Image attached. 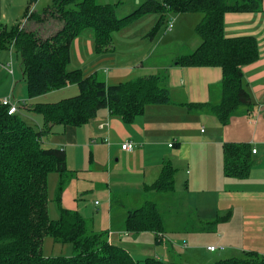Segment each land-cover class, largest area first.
I'll return each instance as SVG.
<instances>
[{
	"label": "crops",
	"instance_id": "0c3cea01",
	"mask_svg": "<svg viewBox=\"0 0 264 264\" xmlns=\"http://www.w3.org/2000/svg\"><path fill=\"white\" fill-rule=\"evenodd\" d=\"M96 1L114 4L117 15L123 17L120 12L129 8V14L147 0ZM28 3L29 0H0V22L7 26L19 22ZM163 14L143 15L114 32L106 46H98L91 29L73 40L70 69H80L85 77L97 75L109 85L159 74L171 101L148 104L128 121L104 108L84 123L58 125L45 133L43 145L65 150L67 163L65 171L48 175V196L56 202L52 207L57 212L56 217H50L59 218L62 207L76 210L91 230L105 232L111 243L125 247L141 261L156 258L179 264H208L194 261L200 248L185 251L184 241L194 242L197 238L199 242L205 236H192L206 233V228L213 226L220 228L216 236L232 246L244 237L243 243L237 245L241 255L248 251L264 254V0L259 11L230 12L225 17L226 36L250 35L259 43V58L243 68L252 105L238 109L226 125L212 112L191 111L186 105L219 103L223 69L176 63L179 56L193 52L201 44L196 25L204 14L169 9ZM170 21H174L173 29H165V36L158 38L159 27H168ZM144 25L147 30H135ZM12 51L0 50V99L11 97L18 106L23 95L17 93L22 87L17 71L8 66L11 57L14 60ZM79 93L78 84H70L30 98L32 104L23 107L30 110L35 104L57 102ZM18 112L25 115L22 107ZM38 115L30 111L25 116L41 126L43 117L39 115V120ZM126 142H133L135 148L124 150ZM230 142L251 146L253 163L245 178L225 173L224 145ZM167 164L174 168L173 190L148 189ZM146 201L156 202L165 227L163 234L126 229L129 211Z\"/></svg>",
	"mask_w": 264,
	"mask_h": 264
},
{
	"label": "trees",
	"instance_id": "16d2710c",
	"mask_svg": "<svg viewBox=\"0 0 264 264\" xmlns=\"http://www.w3.org/2000/svg\"><path fill=\"white\" fill-rule=\"evenodd\" d=\"M29 0L23 18L12 26L0 22V50L13 49L21 58L23 76L30 97H38L70 84L80 93L52 103L30 106L42 115L41 126L18 111L0 103V264H179L156 258L137 260L123 246L111 243L105 232H94L80 212L61 208L59 218L49 215L47 179L53 171L67 169L66 152L46 147L42 136L58 125L81 124L104 108L133 120L148 104H166L170 91L159 74H149L109 85L97 75L85 77L80 69H70L73 40L83 31L94 32L98 46L108 45L113 33L124 29L148 13L202 12L196 32L201 44L183 54L176 63L185 67L218 66L223 69L222 96L219 103L191 102V111L208 110L222 125L233 114L252 105L244 83V66L259 58L256 37H228L225 17L230 12L259 11L263 0H147L135 11L119 17L114 4L96 0H52L41 11ZM60 23L50 36L41 34L47 24ZM226 175L245 178L253 163L247 143L224 145ZM174 188V168L164 166L158 179L148 187L157 192ZM129 232H165L158 206L146 201L130 210L126 219ZM47 236L71 244L69 256H47L43 244ZM214 264H264V254L245 252L217 260Z\"/></svg>",
	"mask_w": 264,
	"mask_h": 264
},
{
	"label": "rangeland",
	"instance_id": "374dc122",
	"mask_svg": "<svg viewBox=\"0 0 264 264\" xmlns=\"http://www.w3.org/2000/svg\"><path fill=\"white\" fill-rule=\"evenodd\" d=\"M51 2H52V0H38L33 5H34V8H36L38 11H41L46 5L50 4ZM22 5H25V2L23 4H21V5H18L16 8H19ZM33 5H32V7H33ZM132 8H133V6L130 9H132ZM128 11L130 12L131 10H129V8H128V10L120 12V15L123 14L122 16H124V15H126L128 13ZM169 24H170V22H169ZM169 24L167 23V25H169ZM173 24H174V22H173ZM147 27H148L147 25H144V26H141V27H139V28H137L135 30H147ZM168 27H165V25H163L162 27H159V29L157 31L158 38L159 37L162 38V37L165 36V33L168 32V31H165V29H167ZM59 28H60L59 23L51 22V23L47 24V27H46L45 30L41 31V34L44 35L45 37H47V36H50L51 34L55 33ZM12 52H13V55H14V60H12V58H11L8 64H13L14 71H17V73H18V81L20 82L19 85L22 86V87H18L17 93H19V94L22 93V95H23V98H19L18 99L19 100L18 101L19 102L18 106H19V108L22 107V112L25 115H27V112H30V110H27L23 106L25 104H27V105L28 104H32V101H29V100H30V98H34V97H30L29 96L28 84H27L26 79L23 77L22 71H21V58L14 50ZM33 114L34 115H38V114H35V113H33ZM30 117L32 118L34 116H30ZM37 118L39 120H41L39 115H38ZM33 120H37V119L33 118ZM42 123H43V121H42ZM47 184H48V187H49L50 183H48V179H47ZM50 200H53V198L51 196H50ZM50 200L48 202L49 213H50L49 215L56 217L57 212L52 207L53 204H56V202L53 200L52 203H51ZM233 216H235V215L233 214ZM238 219H235V221L238 222L239 221ZM206 229L208 230V232H206V233H198L199 235L192 236V238L193 237L194 238L195 237H199V236L200 237L205 236V238H202L199 242L196 243V241L198 240L197 238H195L196 240L194 242H192V241H184L185 243H187V245H184V250L185 251H189V252L191 251L192 252V250L194 248H196V247L200 248L199 251H198L199 254L194 256V261H196L197 263H208V264H211V263H215L217 260L222 259V258H228V257H233V256H241L242 251L237 249V245H239L240 243H243L244 237L241 238L242 239L241 242H238V243L235 244V246H232L230 244H227V243L223 242V240H220L216 236L217 235V229L218 230L220 229L219 226H218V228H215L213 226L211 229H209V227H207ZM202 232H204V230H202ZM218 233L221 234V232H218ZM53 242H55V243H53ZM209 245H215V246H218V247L222 246V247H225L226 250L212 253V252H210L208 250V246ZM43 252L47 256H59V255L69 256V255H72L74 253V250H73V247H72L71 244H62L60 242H56L52 236H47L45 238V241H44V244H43ZM141 264H143V263H141Z\"/></svg>",
	"mask_w": 264,
	"mask_h": 264
},
{
	"label": "built area",
	"instance_id": "2783aa9c",
	"mask_svg": "<svg viewBox=\"0 0 264 264\" xmlns=\"http://www.w3.org/2000/svg\"><path fill=\"white\" fill-rule=\"evenodd\" d=\"M173 22L174 21H170V24H169V27H168L169 30H172V28L174 26ZM11 50H12V48H11ZM8 66L10 67L11 70L13 69V64H8ZM0 103H2L3 105L8 106L9 114H14L15 112H17L19 110L18 106L12 101L11 97L1 98L0 99ZM122 148L124 150H127V151H132L135 148V144L133 142H126V143H124L122 145ZM252 152L256 153L257 149L253 148ZM208 249L210 251H213V252H218V251H223L225 249V247H222V246L218 247V246L212 245V246H209Z\"/></svg>",
	"mask_w": 264,
	"mask_h": 264
}]
</instances>
